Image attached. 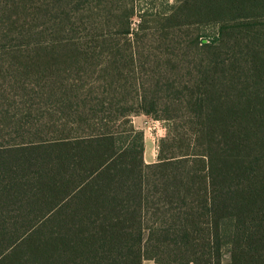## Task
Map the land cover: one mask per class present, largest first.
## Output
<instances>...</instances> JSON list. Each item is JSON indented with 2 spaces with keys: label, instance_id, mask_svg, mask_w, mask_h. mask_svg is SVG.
<instances>
[{
  "label": "trees",
  "instance_id": "1",
  "mask_svg": "<svg viewBox=\"0 0 264 264\" xmlns=\"http://www.w3.org/2000/svg\"><path fill=\"white\" fill-rule=\"evenodd\" d=\"M92 1L0 0V40L57 116L55 138L0 145V264H264V0L172 5L170 29L218 32L153 75L102 56ZM137 113L166 124L151 164Z\"/></svg>",
  "mask_w": 264,
  "mask_h": 264
},
{
  "label": "rangeland",
  "instance_id": "2",
  "mask_svg": "<svg viewBox=\"0 0 264 264\" xmlns=\"http://www.w3.org/2000/svg\"><path fill=\"white\" fill-rule=\"evenodd\" d=\"M129 1L93 0V6L100 5L98 10L93 9L84 14L87 17L86 27L88 24L90 30L96 27L94 30L104 37L102 56L105 59L110 49L118 52L120 63L131 54L135 62L144 63L150 71L149 75H153L157 72L152 70L155 65L167 59L182 62L199 58V53L192 47V41L200 37L211 40L217 35L218 27L215 24L170 29L167 20L171 14L170 7H177L180 0H132L135 10L127 21ZM74 27L80 34L87 32L78 28V21L74 22ZM46 39L42 37L41 41ZM17 44L5 37L0 40V145L55 138V134L50 131L52 124L57 121L54 99L37 93V80L24 75L21 62L26 61L13 54L16 50L14 45ZM69 52L66 49L62 53ZM159 72L163 74L165 70ZM136 77L145 78V75H139L137 70ZM129 95H135L134 88L129 90ZM130 120L134 128L143 132L144 149L152 157V162H155L159 141L166 133V124L142 113L133 114Z\"/></svg>",
  "mask_w": 264,
  "mask_h": 264
},
{
  "label": "crops",
  "instance_id": "3",
  "mask_svg": "<svg viewBox=\"0 0 264 264\" xmlns=\"http://www.w3.org/2000/svg\"><path fill=\"white\" fill-rule=\"evenodd\" d=\"M143 158H144V162L146 163V164H151V163H153L152 162V157H150V155H148V153H147V151H145V149H144V155H143ZM151 261H145V262H143V264H153L152 262L150 263Z\"/></svg>",
  "mask_w": 264,
  "mask_h": 264
}]
</instances>
